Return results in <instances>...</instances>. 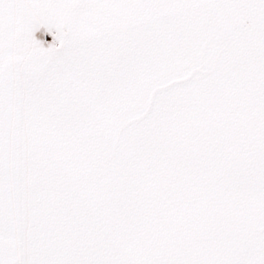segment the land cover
<instances>
[{
    "label": "snow or ice",
    "instance_id": "snow-or-ice-1",
    "mask_svg": "<svg viewBox=\"0 0 264 264\" xmlns=\"http://www.w3.org/2000/svg\"><path fill=\"white\" fill-rule=\"evenodd\" d=\"M0 264H264V0H0Z\"/></svg>",
    "mask_w": 264,
    "mask_h": 264
},
{
    "label": "rangeland",
    "instance_id": "rangeland-1",
    "mask_svg": "<svg viewBox=\"0 0 264 264\" xmlns=\"http://www.w3.org/2000/svg\"><path fill=\"white\" fill-rule=\"evenodd\" d=\"M49 40H51V36L47 37Z\"/></svg>",
    "mask_w": 264,
    "mask_h": 264
}]
</instances>
